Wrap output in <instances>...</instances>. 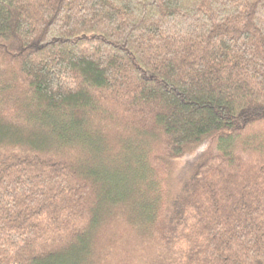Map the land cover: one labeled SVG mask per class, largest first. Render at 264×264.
I'll use <instances>...</instances> for the list:
<instances>
[{"label": "trees", "instance_id": "trees-1", "mask_svg": "<svg viewBox=\"0 0 264 264\" xmlns=\"http://www.w3.org/2000/svg\"><path fill=\"white\" fill-rule=\"evenodd\" d=\"M0 264H264V0H0Z\"/></svg>", "mask_w": 264, "mask_h": 264}]
</instances>
